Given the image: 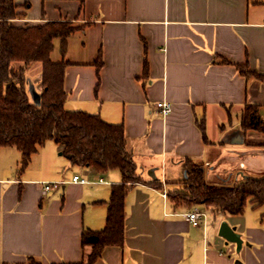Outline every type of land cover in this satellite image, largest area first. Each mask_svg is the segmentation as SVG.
Returning <instances> with one entry per match:
<instances>
[{
	"label": "crops",
	"instance_id": "obj_1",
	"mask_svg": "<svg viewBox=\"0 0 264 264\" xmlns=\"http://www.w3.org/2000/svg\"><path fill=\"white\" fill-rule=\"evenodd\" d=\"M15 1L17 24L80 26L65 53L60 38L51 53L69 62L65 107L123 123L143 178L125 198L124 244L105 247L94 264H264L260 207L214 214L169 195L184 186L186 159L205 166L209 183L264 173V136L241 127L247 104L264 105V81L239 67L264 75V0ZM62 150L47 140L19 172L22 152L0 149V264L78 262L92 251L82 233L105 227L121 174L73 164ZM50 182L61 185L45 190ZM196 209L206 213L198 225L188 217ZM225 219L244 239L239 251L219 234Z\"/></svg>",
	"mask_w": 264,
	"mask_h": 264
},
{
	"label": "trees",
	"instance_id": "obj_2",
	"mask_svg": "<svg viewBox=\"0 0 264 264\" xmlns=\"http://www.w3.org/2000/svg\"><path fill=\"white\" fill-rule=\"evenodd\" d=\"M18 7L15 0H0V149L15 146L22 152L19 169L22 172L38 147L52 139L63 145V154L73 164L89 166L100 173L119 171L121 180L112 184L111 196L106 201L105 227L82 233V246L92 247L87 258L53 263L94 264L105 247L124 244L125 198L129 189L143 178L128 149L123 123H111L100 114L65 107L64 76L69 62L53 61L51 53L57 38L61 39L65 53L68 38L80 26L65 20L20 25L14 21L20 15ZM18 62L21 65L16 68ZM34 62L42 63L39 103L30 95L26 74L27 67ZM239 67L247 77L264 81L261 73L249 70L246 65ZM241 127L245 132L253 130L264 135V105L247 104L241 115ZM185 172L184 186L169 193L176 203L203 204L215 214L231 215L243 214L248 204L253 208L264 206V175L243 176L234 184H229L227 178L220 179L218 184L209 183L205 166L191 159L185 160ZM149 183L162 188L159 178ZM30 264L41 263L31 259Z\"/></svg>",
	"mask_w": 264,
	"mask_h": 264
},
{
	"label": "water",
	"instance_id": "obj_3",
	"mask_svg": "<svg viewBox=\"0 0 264 264\" xmlns=\"http://www.w3.org/2000/svg\"><path fill=\"white\" fill-rule=\"evenodd\" d=\"M30 92L35 102L39 103L41 101V93L37 89L34 83H30ZM153 178H156L155 173L149 172ZM219 234L224 237L228 242H234L237 245V251H239L244 243V239L240 232L237 231L236 226H232L228 220H223L220 225ZM238 263H241L238 260Z\"/></svg>",
	"mask_w": 264,
	"mask_h": 264
},
{
	"label": "built area",
	"instance_id": "obj_4",
	"mask_svg": "<svg viewBox=\"0 0 264 264\" xmlns=\"http://www.w3.org/2000/svg\"><path fill=\"white\" fill-rule=\"evenodd\" d=\"M159 105L161 106L162 112L164 114H168L172 110V106H171L170 102L162 101V102H159ZM73 179L75 181H80V182H87L88 181L86 178L80 176L79 174L75 175ZM101 180H103V179H101ZM60 185H61L60 182H50V183H46L44 188H45V190H50L52 188H58V187H60ZM188 217L190 218V220L194 224L198 225L202 222L203 219L206 218V213L196 209L195 211L190 212L188 214Z\"/></svg>",
	"mask_w": 264,
	"mask_h": 264
},
{
	"label": "rangeland",
	"instance_id": "obj_5",
	"mask_svg": "<svg viewBox=\"0 0 264 264\" xmlns=\"http://www.w3.org/2000/svg\"><path fill=\"white\" fill-rule=\"evenodd\" d=\"M55 57V56H54ZM56 58V57H55ZM54 58V59H55ZM19 65H21V63H15V67L16 68H18L19 67ZM41 70H42V63L41 62H34V63H32L31 65H29L28 67H27V71H26V74H27V77H28V79L30 80L29 82L31 83H34V85H36V87H37V89L39 90V91H41V89H42V83H41V80L40 81H37V82H35V78L37 77V76H39L40 75V72H41ZM28 90H29V92H30V85H29V87H28ZM30 95H31V97H32V94H31V92H30ZM32 99H33V97H32ZM34 100V99H33ZM262 136H264V135H262ZM259 174H264V173H259ZM258 174V175H259ZM227 176V175H226ZM226 176H224V177H222V178H220V179H223V178H227L228 179V182H229V184L231 183V184H233L232 182V178H230V177H226ZM217 180H215L216 182V184H218V183H220V180L218 179V178H216ZM196 204H198V203H196ZM203 205V204H202ZM206 209H209L206 205H203ZM251 204H248V206H247V211H251ZM261 208V211H258V212H260L259 214H261V212H264V206H262V207H260ZM215 214V213H214ZM219 214V213H218Z\"/></svg>",
	"mask_w": 264,
	"mask_h": 264
}]
</instances>
